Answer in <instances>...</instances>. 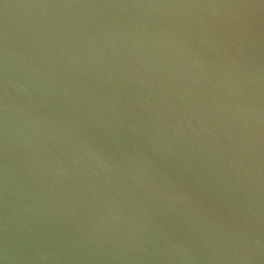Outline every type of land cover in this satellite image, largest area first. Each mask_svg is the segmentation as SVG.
Here are the masks:
<instances>
[{
	"label": "water",
	"instance_id": "water-1",
	"mask_svg": "<svg viewBox=\"0 0 264 264\" xmlns=\"http://www.w3.org/2000/svg\"><path fill=\"white\" fill-rule=\"evenodd\" d=\"M0 264H264V0H0Z\"/></svg>",
	"mask_w": 264,
	"mask_h": 264
}]
</instances>
